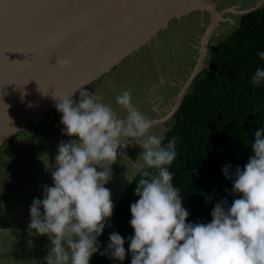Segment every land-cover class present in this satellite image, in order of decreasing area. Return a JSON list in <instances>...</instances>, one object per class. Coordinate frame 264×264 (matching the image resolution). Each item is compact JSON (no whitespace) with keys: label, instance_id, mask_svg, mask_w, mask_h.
Masks as SVG:
<instances>
[{"label":"clouds","instance_id":"clouds-1","mask_svg":"<svg viewBox=\"0 0 264 264\" xmlns=\"http://www.w3.org/2000/svg\"><path fill=\"white\" fill-rule=\"evenodd\" d=\"M257 55L264 60V51ZM57 63L68 67L71 60ZM251 82L254 87L264 84V68L255 69ZM74 96L52 95L61 131L73 139L58 144L54 163L45 164L46 170L54 169L53 183L44 185L43 199L34 198L30 205V234L47 235L50 241L44 264H90L98 252L113 261L125 260L126 238L119 232L109 234L103 250L97 238L114 208L105 185L118 148L126 147L129 138L141 149L139 162H132L140 178L134 189L139 198L130 205L131 264H264V127L255 130L252 154L243 167L231 172V164L222 168L232 181L225 191L235 198L217 201L209 222L193 223L169 170L177 157V138L164 143L153 121L132 105L128 91L115 98L126 110L123 116L86 89L78 99Z\"/></svg>","mask_w":264,"mask_h":264},{"label":"water","instance_id":"water-1","mask_svg":"<svg viewBox=\"0 0 264 264\" xmlns=\"http://www.w3.org/2000/svg\"><path fill=\"white\" fill-rule=\"evenodd\" d=\"M195 10L213 15L207 39L224 20L213 0H0V145L56 109L52 95L79 93ZM203 47L171 115L205 66Z\"/></svg>","mask_w":264,"mask_h":264},{"label":"rangeland","instance_id":"rangeland-1","mask_svg":"<svg viewBox=\"0 0 264 264\" xmlns=\"http://www.w3.org/2000/svg\"><path fill=\"white\" fill-rule=\"evenodd\" d=\"M214 1L219 3V0ZM262 4L264 0H222L221 7L225 8L222 11L223 15L228 13L221 21L219 29L209 33L207 39H204V47H202L208 50L207 55L215 41L227 36L230 29H235L238 20L236 15ZM199 12L200 10H195L173 19L168 28L162 30L149 43L85 89L110 105L120 116L125 115L126 110L116 103L115 98L122 92L128 91L132 105L152 120L153 130L164 137L171 125V122L166 125L167 121L173 116L171 114L177 105L180 93L198 66V58L201 56L202 49L198 44L202 35L197 36L201 30L192 28V20H195V15H199ZM211 17L213 18V15ZM211 21L207 24V28ZM205 62L206 59L204 65ZM176 70L181 71L182 74ZM75 95L77 96L73 98L78 99L79 93ZM59 121L60 113L57 108L41 117L44 130L54 128ZM31 128V124L26 125L0 145V168L2 167L0 188L2 185L5 186V189H0V213L5 206L12 208L11 220L9 218L5 220L8 222V226L5 227L7 231L0 232V264H44L43 258L50 246L47 235H31L29 232L27 225L31 219L30 205L34 198L43 199L44 185L51 186L53 183L51 171L54 169L49 167L46 170L45 164L54 163L57 151L47 156L46 153H50L51 148L61 141L68 142L73 137H68L61 131L62 125L52 132V140L49 136L32 139V136H29ZM48 147L49 149H46ZM136 151L139 152L141 149L133 138H129L126 147L117 150L118 161L112 165V178L105 185L111 191L113 210L130 183L126 177L132 180L137 172L132 164L136 160L139 162V158L135 157ZM121 153L124 157H121ZM42 154H45V159L42 158ZM9 194L11 196L6 200L5 197ZM41 212H43L42 208ZM28 215L26 219H18Z\"/></svg>","mask_w":264,"mask_h":264},{"label":"trees","instance_id":"trees-1","mask_svg":"<svg viewBox=\"0 0 264 264\" xmlns=\"http://www.w3.org/2000/svg\"><path fill=\"white\" fill-rule=\"evenodd\" d=\"M236 23L210 47L206 65L193 79L163 137L164 143L177 138V157L169 170L174 173V186L181 189L187 219L193 223L209 222L217 201L226 198L231 203L235 198L225 191L232 181L222 168L231 164V172L243 167L252 154L255 130L264 127V84L254 87L251 82L255 69L264 68L257 55L264 51V4L243 13ZM139 178L136 172L97 238L103 250L109 234L119 232L126 238L125 260L113 261L98 252L90 264H131L130 205L139 198L134 193ZM208 196L211 200H206Z\"/></svg>","mask_w":264,"mask_h":264},{"label":"crops","instance_id":"crops-1","mask_svg":"<svg viewBox=\"0 0 264 264\" xmlns=\"http://www.w3.org/2000/svg\"><path fill=\"white\" fill-rule=\"evenodd\" d=\"M37 120H35L36 122H31V123L28 124V125H30V124L32 125V128L30 129V133H29V136H32V139H34V138L39 139L41 137L45 138V136H49V139L52 140L51 139L52 132L54 130L56 131L57 129L62 127V124L59 121L54 128H49V129L44 130V127L41 124V120H38V121ZM44 142H46V141H44ZM57 146L51 148V152L50 153H46V155L55 154L54 151H58ZM46 149H49V147L46 148ZM139 152L138 151H136V153L134 152L136 154L135 157H138ZM41 156H42L43 159H45V154H42ZM0 169H2V167ZM0 189H5V186L2 185ZM10 196H11V194H9L7 197H5V199L8 200L10 198ZM11 212H12V208L11 207H7V206H5L4 209L1 211V213H0V232L5 233L7 231V229H5V227L8 226L7 225L8 222L5 221V220L7 218H9L11 220V218H12L11 217ZM27 217H29V215L28 216H21L18 219H22L23 220V219H26ZM10 224L13 225L12 223H10Z\"/></svg>","mask_w":264,"mask_h":264},{"label":"flooded vegetation","instance_id":"flooded-vegetation-1","mask_svg":"<svg viewBox=\"0 0 264 264\" xmlns=\"http://www.w3.org/2000/svg\"><path fill=\"white\" fill-rule=\"evenodd\" d=\"M214 1V0H213ZM215 3H216V1H214ZM219 3H216V8L219 10V11H223V9H225V8H222L221 7V5H222V0H219L218 1ZM224 6H226V5H224ZM200 14L198 15H195V20L193 19L192 20V23H193V25H192V28H194V30H198V29H200L201 31H200V34H197V36H201L200 38H198V39H200V42H199V44H198V46H200V48L202 49V46H203V43H204V36H205V34H206V31H207V24L211 21L210 19H212V17H211V12L209 11V10H203L202 12H201V10H200V12H199ZM226 13H228V12H226ZM225 13V14H226ZM225 14H224V16H225ZM243 14V13H242ZM242 14H239V15H236L237 16V19H238V17H240ZM198 17V18H197ZM237 24V23H236ZM221 25H219V27H220ZM202 28H203V31H202ZM219 29V28H218ZM160 33V32H159ZM196 48H197V46H196ZM157 49V48H156ZM202 51V50H201ZM207 57V56H206ZM206 57H205V59H206ZM176 71H179V70H176ZM179 72H181V71H179ZM190 73V72H189ZM181 74H182V72H181ZM172 102V101H171ZM43 116V115H42ZM162 119V118H161ZM165 119H167V118H165ZM169 119V118H168ZM167 119V120H168ZM171 119H172V117H171ZM171 119H169L168 121H167V124L166 125H168V122H171ZM38 120H41V117L38 119ZM37 120V121H38ZM32 122H34V121H32Z\"/></svg>","mask_w":264,"mask_h":264}]
</instances>
